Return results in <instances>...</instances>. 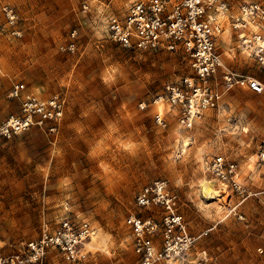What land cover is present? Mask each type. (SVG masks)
I'll list each match as a JSON object with an SVG mask.
<instances>
[{
  "label": "rangeland",
  "instance_id": "1",
  "mask_svg": "<svg viewBox=\"0 0 264 264\" xmlns=\"http://www.w3.org/2000/svg\"><path fill=\"white\" fill-rule=\"evenodd\" d=\"M132 1L0 0L19 13L23 29L17 39L0 37V121L17 109L6 97L16 81L40 97L65 99L56 136L31 127L0 138L1 250L11 252L61 216L77 214L95 231L86 256L66 262L51 252L47 264H138L124 218L142 212L133 205L138 188L162 179L177 195L188 231L200 235L185 260L172 264H264V253L256 250L264 246L262 200L243 201L242 220L228 214L233 198L219 193L203 167L212 154L223 153L239 162L240 179L249 174L251 188H264V167L255 163L264 147V94L234 88L189 130L178 129L172 118L166 128L154 124L156 105L140 109L138 103L193 72L177 54L129 51L106 37L103 18ZM73 29L70 53L60 46ZM225 46H233L225 62L259 73L234 39ZM179 145L184 153L176 157Z\"/></svg>",
  "mask_w": 264,
  "mask_h": 264
},
{
  "label": "built area",
  "instance_id": "2",
  "mask_svg": "<svg viewBox=\"0 0 264 264\" xmlns=\"http://www.w3.org/2000/svg\"><path fill=\"white\" fill-rule=\"evenodd\" d=\"M86 8L83 3V9ZM102 29L109 40L125 50L168 52L189 64L192 76L182 75L168 81L150 101L138 103L140 109L148 105L167 108L164 113L156 108L152 114L153 123L160 128H166L172 118L178 129H192L206 111L218 108L224 95L234 88L264 94V5L259 2L133 0L122 13L105 16ZM22 32L19 13L9 4H1L0 37L17 39ZM75 35L73 29L60 49L74 52ZM233 39L238 52L250 58L260 74L234 69L225 62L233 54V46L225 45ZM6 97L17 101V109L0 121V138L9 139L31 127L47 136L58 134L65 111L62 96L40 97L24 82L16 81L8 88ZM183 153L184 148L179 145L175 156ZM255 156V163L264 167V147ZM203 167L217 182L219 193L226 194L229 202L233 198V204H228V214L242 220L244 216L238 207L243 201L251 197L262 200L259 225L264 241V188H251L249 174L240 179L239 162L223 153L212 154ZM178 204L167 180H153L138 188L133 205L142 212L132 211L124 218L138 264L185 260L200 235L188 231ZM94 232L89 220L65 214L53 226H44L37 238L23 242L15 250L4 252L0 247V264H47L51 252L66 262L79 261L86 256V246ZM256 250L264 253V246Z\"/></svg>",
  "mask_w": 264,
  "mask_h": 264
},
{
  "label": "bare ground",
  "instance_id": "3",
  "mask_svg": "<svg viewBox=\"0 0 264 264\" xmlns=\"http://www.w3.org/2000/svg\"><path fill=\"white\" fill-rule=\"evenodd\" d=\"M157 110H158L159 112H161V111H162L161 106H158V107H157Z\"/></svg>",
  "mask_w": 264,
  "mask_h": 264
}]
</instances>
